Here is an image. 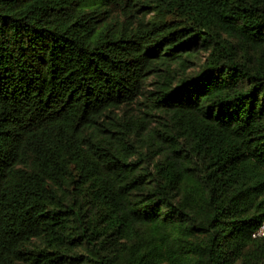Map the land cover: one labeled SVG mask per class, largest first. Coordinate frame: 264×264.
I'll return each mask as SVG.
<instances>
[{
  "label": "trees",
  "instance_id": "obj_1",
  "mask_svg": "<svg viewBox=\"0 0 264 264\" xmlns=\"http://www.w3.org/2000/svg\"><path fill=\"white\" fill-rule=\"evenodd\" d=\"M264 0H0V264H264Z\"/></svg>",
  "mask_w": 264,
  "mask_h": 264
},
{
  "label": "built area",
  "instance_id": "obj_2",
  "mask_svg": "<svg viewBox=\"0 0 264 264\" xmlns=\"http://www.w3.org/2000/svg\"><path fill=\"white\" fill-rule=\"evenodd\" d=\"M252 236L254 238H263L264 239V220L260 226L253 232Z\"/></svg>",
  "mask_w": 264,
  "mask_h": 264
}]
</instances>
